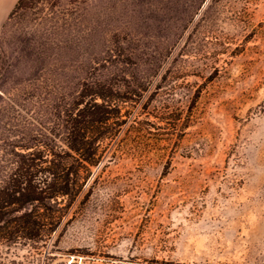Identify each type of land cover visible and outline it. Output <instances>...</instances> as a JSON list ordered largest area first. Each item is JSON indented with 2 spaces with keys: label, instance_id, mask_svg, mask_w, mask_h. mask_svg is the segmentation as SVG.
Listing matches in <instances>:
<instances>
[{
  "label": "rangeland",
  "instance_id": "1",
  "mask_svg": "<svg viewBox=\"0 0 264 264\" xmlns=\"http://www.w3.org/2000/svg\"><path fill=\"white\" fill-rule=\"evenodd\" d=\"M52 17L71 24L52 29L58 39L82 20L86 53L66 78L47 70L42 82L18 83L32 78L26 61L0 75V106L23 104L21 129L44 115L50 85L71 89L81 68L103 64L114 32L135 37L132 62L114 63L132 100L67 217L39 249L13 245L6 258L264 264V0H42L0 31V61H16L19 31L49 30Z\"/></svg>",
  "mask_w": 264,
  "mask_h": 264
},
{
  "label": "trees",
  "instance_id": "2",
  "mask_svg": "<svg viewBox=\"0 0 264 264\" xmlns=\"http://www.w3.org/2000/svg\"><path fill=\"white\" fill-rule=\"evenodd\" d=\"M40 1L16 0L0 31L21 11ZM57 21L50 18L49 30L43 28L30 34L19 31L16 61L7 63L1 59L0 75L10 67L17 70L18 64L26 61L33 67L32 78L19 79L18 83L42 82L41 73L47 70H58V75L66 78L63 71L77 61L80 48V63L83 61L90 32L80 19L75 21L73 33L58 39L52 36V29L69 28L71 24L63 17L58 25ZM134 40L130 34L118 38L114 32L103 64L96 59L93 65L81 68L71 89L62 86L56 90L50 85L55 90L54 99L46 104L44 115L36 121L32 118L22 129L15 106L23 104L8 98L10 104L0 106V264H23L6 258L11 246L39 249L83 193L88 167L100 161L125 121L123 105L132 97L124 96L116 84L118 72L124 69L114 63L132 62ZM125 51L127 58L121 60ZM150 75L151 72L146 74V80ZM13 81L16 82L14 78ZM135 91L131 92L135 95ZM4 102L0 95V103Z\"/></svg>",
  "mask_w": 264,
  "mask_h": 264
},
{
  "label": "crops",
  "instance_id": "3",
  "mask_svg": "<svg viewBox=\"0 0 264 264\" xmlns=\"http://www.w3.org/2000/svg\"><path fill=\"white\" fill-rule=\"evenodd\" d=\"M16 0H0V26L6 19Z\"/></svg>",
  "mask_w": 264,
  "mask_h": 264
},
{
  "label": "built area",
  "instance_id": "4",
  "mask_svg": "<svg viewBox=\"0 0 264 264\" xmlns=\"http://www.w3.org/2000/svg\"><path fill=\"white\" fill-rule=\"evenodd\" d=\"M56 264H66V262H60V263H56ZM72 264V263H71Z\"/></svg>",
  "mask_w": 264,
  "mask_h": 264
}]
</instances>
